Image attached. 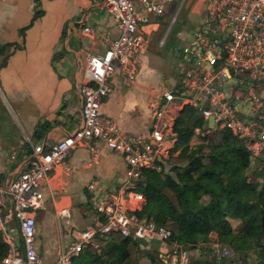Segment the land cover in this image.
I'll list each match as a JSON object with an SVG mask.
<instances>
[{"label": "built area", "instance_id": "2783aa9c", "mask_svg": "<svg viewBox=\"0 0 264 264\" xmlns=\"http://www.w3.org/2000/svg\"><path fill=\"white\" fill-rule=\"evenodd\" d=\"M171 0H99L111 14L114 36L103 33L102 52L84 51L75 58L80 77L76 90L80 99V120L70 132L49 144L31 143L25 163L13 174L0 178V236L6 252L0 264H43L34 247L35 211L42 202L40 185L47 182L48 170L59 164L70 171L66 161L70 149L98 141L120 154L123 179L113 188L101 190L95 180L85 183L86 221L71 226L62 240L57 221V250L52 264H69L71 258L91 246L99 251L96 238L110 231L140 242H156L162 264H185L182 244L171 238L169 229L156 225L140 213L142 193L137 189L141 169L165 170L167 158L176 154L172 129L174 115L167 108L191 106L204 119L203 134L218 139L227 130L241 142L249 157H259L264 149V0H204L200 28L184 46L178 66V79L163 83L148 100L149 127L125 135L111 117L99 111L100 99L112 90L109 77L117 74L121 82H133L138 52L144 47L145 26L150 17L161 15ZM173 17L169 23L173 21ZM169 26V25H168ZM84 34L92 28L80 27ZM163 38L158 40L162 43ZM231 70V72H230ZM230 87L225 97L222 88ZM245 97L241 98V93ZM211 118V125H207ZM198 128H194V134ZM95 153V147L88 145ZM10 158L13 157L11 154ZM56 220L69 217L67 206L54 209ZM223 254L226 246H219ZM145 248V247H143ZM216 252V244L210 246ZM146 249V248H145ZM148 250V249H147Z\"/></svg>", "mask_w": 264, "mask_h": 264}, {"label": "crops", "instance_id": "0c3cea01", "mask_svg": "<svg viewBox=\"0 0 264 264\" xmlns=\"http://www.w3.org/2000/svg\"><path fill=\"white\" fill-rule=\"evenodd\" d=\"M201 1L203 4L199 6L204 11L205 1ZM192 12L198 13L197 10ZM151 18L145 26L148 28L145 44L138 52L133 82L125 85L117 74H113L108 80L112 90L99 103V111L111 117L125 135L148 129L147 104L151 94L160 84L172 85L178 79L179 65L170 67L160 58L144 52L151 32L158 27ZM82 25L91 27L92 33L81 32ZM199 28L200 24L196 29ZM103 33L112 37L116 31L111 14L99 0H0V178L13 174L25 163L31 143L49 144L78 125L80 99L76 81L80 70L75 58L84 51L102 52L105 45L100 36ZM165 34L157 39L158 47L163 45ZM161 38L163 41L159 44ZM184 45L181 50L169 46L166 51L175 56L182 55L183 60ZM180 109L172 104L167 111L176 117ZM197 135H192L190 145H193L191 140L199 141ZM208 138L212 144L213 138ZM88 145H93L96 152L92 153ZM11 154L12 158L9 157ZM262 155L264 149L259 156L264 159ZM253 159H250V165L256 167L255 161L259 162V159ZM66 161L72 168L70 171L57 164L48 170L47 182L40 185L42 202L34 214V247L43 264H52L56 256L57 221L62 240L69 227L81 226L86 221L89 192L85 183L95 180L105 191L123 179L120 154L104 148L98 141L73 147ZM250 169L253 170L250 175L260 177L259 167ZM247 175L240 185L252 178ZM242 196L241 189L234 194L235 198ZM59 206L69 208L68 218L56 220L54 209ZM242 209L236 199H231L229 220L238 223L237 218L231 219L232 212L242 214ZM45 231L53 232L54 244L43 237L37 238V234ZM213 238L214 234H209V243L200 246L202 242H198L195 248L199 246L204 255L217 261V253L209 248L210 244H216ZM181 247L187 255L194 250L186 248L185 244Z\"/></svg>", "mask_w": 264, "mask_h": 264}, {"label": "trees", "instance_id": "16d2710c", "mask_svg": "<svg viewBox=\"0 0 264 264\" xmlns=\"http://www.w3.org/2000/svg\"><path fill=\"white\" fill-rule=\"evenodd\" d=\"M32 19V18H31ZM198 128L196 144L189 140ZM204 119L194 108L183 105L174 118L172 129L176 138L174 148L179 151L167 158L165 170L141 169L137 189L142 193L140 213L170 231L186 248L207 241L226 243L235 250H250L256 264H264V176H253L245 184L251 168L248 151L239 139L227 130L218 132V139L205 143ZM241 189V194L254 193V203L259 207V217L244 213L233 226L229 221V202ZM247 209V208H246ZM99 251L84 247L69 264H139L140 254L147 250L139 242L116 231L96 238ZM6 245L0 236V259ZM149 258L153 261L152 256ZM222 260H209L206 264H222Z\"/></svg>", "mask_w": 264, "mask_h": 264}, {"label": "rangeland", "instance_id": "374dc122", "mask_svg": "<svg viewBox=\"0 0 264 264\" xmlns=\"http://www.w3.org/2000/svg\"><path fill=\"white\" fill-rule=\"evenodd\" d=\"M202 1L201 0H171L164 8V11L161 15L152 16L151 20L156 21L158 24V27L155 31L151 32L149 36V41L146 44V48L144 50L145 53H151L155 58H160L162 62L170 67H175L182 63V55L175 56L173 54L168 53L166 51L167 47L172 46L175 49L181 50L184 43H189V40L192 37L193 31L195 28L201 23L204 12L202 9ZM197 10L198 13L192 12ZM173 17V21L171 23V17ZM169 25V27H168ZM164 36V43L161 47L157 46V39ZM172 75V74H170ZM223 93L225 97H228L230 95V87L225 86L222 88ZM245 92L243 91L241 93V98L245 97ZM206 141H209L207 144H211L210 139H205ZM193 144H196L197 142L194 140H191ZM261 157H264L262 155ZM253 159V158H252ZM259 162L255 161L256 167H259L261 170L260 177L264 176V159L258 157ZM254 161V159H253ZM169 168V166H167ZM253 170H248L247 174H249L250 177H253L252 174ZM259 178V177H258ZM244 196L240 197L238 200L245 203V207L243 208V213L241 214L240 211L237 213L236 211L232 212L231 219L235 218H242L244 216V213H246V210H248L249 214H252L255 219H258L259 217V207L256 203H254V193L245 191ZM84 205L83 207H85ZM39 210V208L37 209ZM242 212V211H241ZM237 215V217H236ZM230 221V220H229ZM51 223V222H50ZM230 223L233 226H236V223L234 221H230ZM63 226L62 222L60 224ZM212 234V233H210ZM209 236V234H208ZM43 237L45 241H48L51 245L55 242V237L52 231H45L43 234L39 235L37 234V238ZM215 237V236H214ZM214 240V238H213ZM208 241V240H207ZM207 241H202L203 246L205 243H209ZM214 244H210V246H214ZM226 246L227 253L223 254L220 248L218 247V244L216 243V253H217V261L222 260V264H256V260L254 255L251 253L250 250H235L228 246L226 243L221 244V246ZM139 246L145 247L148 250H143L142 254H140L139 258V264H162L160 258L156 254V242L149 239H144L139 242ZM220 246V245H219ZM215 253V252H214ZM149 255L152 256L153 261L149 258ZM187 264H206L209 260H211L208 256L204 255L201 252L200 247L197 248L194 247V250L190 255H187ZM185 263V264H186Z\"/></svg>", "mask_w": 264, "mask_h": 264}, {"label": "water", "instance_id": "95a60500", "mask_svg": "<svg viewBox=\"0 0 264 264\" xmlns=\"http://www.w3.org/2000/svg\"><path fill=\"white\" fill-rule=\"evenodd\" d=\"M186 44H187V43H185V45H186ZM185 45H184V46H185ZM187 56H188V53L185 52V53L183 54V58H187ZM230 72H231V70H230ZM206 124H207V125H211V118H207Z\"/></svg>", "mask_w": 264, "mask_h": 264}]
</instances>
